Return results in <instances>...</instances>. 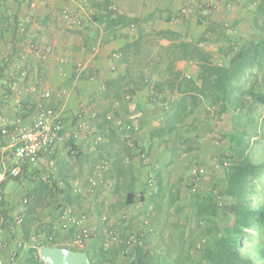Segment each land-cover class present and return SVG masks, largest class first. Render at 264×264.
Listing matches in <instances>:
<instances>
[{
    "label": "crops",
    "instance_id": "1",
    "mask_svg": "<svg viewBox=\"0 0 264 264\" xmlns=\"http://www.w3.org/2000/svg\"><path fill=\"white\" fill-rule=\"evenodd\" d=\"M104 2L115 12L130 17L155 14L157 29H173L192 40L204 34L208 37L210 26L200 27L210 20L219 22L217 14L222 5L221 0H0L3 35L0 40V258L5 259V264H9L15 250L19 252L17 264H27L28 249L32 246L18 248L20 240L27 241L23 223L16 226L15 232L11 228L16 218L24 214L23 199L39 179L54 177L60 188L69 182L74 191L81 193L82 200L73 208L87 215L82 226L95 234L85 246L88 249L94 247L99 234L120 223L109 219L113 213L121 220L127 218L123 213L131 216L136 210L137 203L125 205L124 201L131 190L138 192L140 168L146 167L141 166L135 145L118 123L140 117L142 111L150 109V102L146 103L149 100L143 90L133 95L132 102H127L118 101L106 88L109 80L124 71L119 53L134 39L136 29L122 24L110 29L106 23L98 22L95 15L103 10ZM65 7L78 14L83 23L71 24L59 16L58 11ZM183 9H187L186 13ZM208 13H211L209 19ZM22 24L26 27L24 32L20 31ZM48 45L53 46L54 52L48 60H41L37 51ZM80 61L85 64L81 73L76 69ZM183 63L188 66L194 62ZM45 89L52 93L49 99L41 96ZM41 106L50 107L61 116L68 140L74 142L79 153L67 142L56 154H43L36 163H25L20 178L3 176L20 161L14 154L10 136L1 130L19 122L32 124ZM93 181L94 186L90 183ZM125 185L129 188L119 200ZM52 192L54 198L49 196L44 207L40 208L42 203L35 207L36 217L29 225L28 242L35 236L46 237V232L34 235L41 224L48 228L53 224L54 238L61 245L78 247L75 232L55 228L62 198L57 188ZM88 194L97 199V208L86 209L82 201ZM56 201L58 207H53ZM50 206L52 214L50 211L48 218L41 221L39 211H48ZM104 211L109 212L107 216L102 214ZM24 216L30 220L27 214Z\"/></svg>",
    "mask_w": 264,
    "mask_h": 264
},
{
    "label": "trees",
    "instance_id": "2",
    "mask_svg": "<svg viewBox=\"0 0 264 264\" xmlns=\"http://www.w3.org/2000/svg\"><path fill=\"white\" fill-rule=\"evenodd\" d=\"M103 5V10L95 15L98 22L106 23L110 29L118 24L132 25L136 29L134 39L127 42L119 53L125 66L124 71L117 78L109 80L106 88L115 94L118 101H127L144 89L149 91L150 101L162 112L161 123L150 131L151 139H160L161 144L168 148L172 159L178 156L180 145L187 142L193 144L187 134L199 129V117L194 115L204 103L212 107L218 117L228 113L235 114L234 132L224 135V138L231 139L233 152H225L219 160L224 168V187L221 191L202 194L197 189V181H193L190 184L194 196L193 212L188 219L197 222V226L202 229L198 234L200 242L203 241L200 243L202 264H264V159H254L250 150L251 137L261 135L258 128L262 114L258 113V109L264 108V0L258 3L254 18L256 33L250 41L240 44L230 42L226 48L229 27L210 20L212 26L208 31L213 26L222 28L220 38H217L222 43L217 41L220 44V54L216 59L212 52L203 47L204 42L209 40L205 34L192 40L173 29L155 28V14L130 17L115 12L108 2ZM210 16L211 13L206 15L208 19ZM182 62L196 63L197 75L186 74L180 69L179 64ZM146 122L148 121L144 120L142 124ZM125 124H133V120ZM67 142L73 146V151L79 153V148L71 139ZM133 142L141 166L149 168L152 173L146 179V189L138 196L131 190L125 198V205L135 204L138 197L144 201V192L148 188L153 198L160 196L164 186L161 170L151 159L150 153L139 147L137 139H133ZM226 161L230 164L224 166ZM191 170L192 167L190 173ZM58 183L54 177L39 179L36 187L25 196L28 203L24 214L30 220L24 218L22 226L27 233V241L31 235V219L36 217L35 207L44 203L49 196L54 197V188H57L62 198L60 209L76 206L80 202L81 193L74 191L69 182L62 188ZM173 194L175 193H170V205H174L178 199ZM51 225L46 237L55 236L54 225ZM70 232H75L76 238L80 230L73 227L67 233ZM111 233V239H117L115 251L122 254L129 235L143 238L141 233H126V228L119 229L118 233ZM94 237L95 234L90 232L86 243ZM97 239H105V235L99 234ZM250 239L255 242L254 248L256 245L258 247L256 257L251 249H246V241ZM43 246L85 251L92 264H110L114 261L106 260L102 255V248L70 247L61 245L55 238L50 242H43L41 247ZM177 247L175 257L157 259L155 264H193L192 246H187L184 232L179 236ZM124 255L131 258V264H151L152 261L144 243L133 254ZM26 263L46 264L40 256V248L28 249Z\"/></svg>",
    "mask_w": 264,
    "mask_h": 264
},
{
    "label": "rangeland",
    "instance_id": "3",
    "mask_svg": "<svg viewBox=\"0 0 264 264\" xmlns=\"http://www.w3.org/2000/svg\"><path fill=\"white\" fill-rule=\"evenodd\" d=\"M259 1L260 0H221L222 5L217 14V18L219 19L218 23H221L222 26L223 24H227L229 27L228 29L231 28V30H228L226 48L230 42L240 44L254 38L256 33L254 18L256 16V9ZM204 18L205 16H203V19ZM203 25L204 26L200 27V29H204L203 27L205 26H212L209 21L203 22ZM153 26L158 28L154 24ZM221 29V26H213L210 30V34L208 33L209 40L203 44L205 49L212 52L215 59L220 54L219 42L222 43V41L218 39L220 38L219 34ZM200 34H198V36ZM184 65H186V63L182 62L179 64V67L186 74L193 76L197 75L198 66L196 63L188 64V66ZM143 92H145L144 97L149 100L146 103L150 102V106L148 107L150 109H146L147 112L142 111L140 117L133 119V121H137L141 124V126L139 125V130L133 135V139H137L140 145L139 147L150 153L151 159H153L152 156H154L153 160L162 173L164 185L163 192L160 196L153 198L148 188V190L144 192V201L138 197L135 212L132 211L131 216L123 213V215L127 217L123 218L125 220H117L116 215H114L115 213L111 215L113 217H109V215L108 217L110 220L113 219V223L115 220L117 222L120 221V223L115 224L112 228L106 229L104 232L105 239L94 242V248L97 250L102 248L101 252L106 260H114L113 263L110 264H131L130 257L125 256L121 252L118 255V252L115 251V241L111 239V232L118 233L119 229L126 228V233L134 232L143 235L145 249L149 252V258L152 259L151 264H155L158 261L157 259L160 260L166 256L173 258L177 255L179 236L184 232L187 246H192L191 255L193 256V264H202L200 243L203 241L200 242L201 238L198 235L202 229L197 226V222L189 220V216L191 217L193 212L192 203L194 199L190 190V184L193 183L190 169L194 165H201L205 168V175L201 178V181L196 183L200 193L207 194L223 189L224 168L219 164V160L225 152L230 154L233 152V143L231 139L224 138V135L234 132L236 122L235 114L228 113L222 117H218L214 113V109L209 107L207 103H204L196 110L194 115V117H199V129L187 134L191 141H193V144L187 142L184 145H180L181 149L179 150L178 156L172 159L171 154L168 152V148H165L164 145L161 144L160 139H151L150 131L161 123L162 112L159 107H155L150 101L148 90L144 89ZM132 100L133 96L131 99L127 100V102H132ZM258 113L262 114L260 118L261 125L258 128L261 135L251 137L252 148L250 150L253 158L259 161L264 159V108L260 107ZM144 120L150 122L142 124ZM123 123L126 122L124 121ZM170 138L173 139L172 137ZM130 142L134 144L133 140H130ZM169 146L171 147L172 144L170 143ZM151 173L149 168H140V180L137 185V193H141V191L146 189V179ZM94 182L95 181L90 183L94 186ZM128 188L129 187L126 185L123 186V191L118 195L119 200L123 198L122 192L126 191ZM171 192H174L175 194L173 195L178 198L174 205H170L169 203ZM82 202L86 205V209L88 207L94 209L98 206L97 199L91 194L84 197ZM54 203L53 207H58V201ZM44 205L45 203H42L40 208L44 207ZM47 209L49 212H44L42 211L43 209L39 211V215L42 217L41 221H44V218H48V213L52 210V206ZM77 211L81 212L80 210ZM58 213H56V216ZM108 213V211H104L102 214L107 216ZM40 227L41 229L36 231L34 235L38 233L44 234L49 229L45 224H41ZM254 243L252 239L247 240L246 249H251L253 256L256 257L258 254V247L256 245L254 248Z\"/></svg>",
    "mask_w": 264,
    "mask_h": 264
},
{
    "label": "built area",
    "instance_id": "4",
    "mask_svg": "<svg viewBox=\"0 0 264 264\" xmlns=\"http://www.w3.org/2000/svg\"><path fill=\"white\" fill-rule=\"evenodd\" d=\"M187 9H183L186 13ZM58 15L61 16L65 21L75 25H81L83 23L81 17L78 14H74L68 7L63 8L58 11ZM26 30L25 24L20 25V31L24 32ZM230 30V29H228ZM3 38L2 33H0V40ZM54 52L52 45L46 46L44 49L37 51V56L41 60H48L51 58ZM76 69L79 73L85 70V64L80 61L76 63ZM17 84V83H16ZM52 93L50 90H43L41 96L44 99H49ZM130 98V97H128ZM2 116V111L0 110V117ZM122 125L127 131V138L133 140V135L139 130L140 126L137 121H133V124H125L121 121L118 123ZM1 133L4 135H9L12 141V146L14 147V154L19 158V163L11 167L9 170L3 173V176H10L12 178H18L23 175L25 163H36L43 154H56L59 149L65 145L68 141V135L66 133L64 122L61 116L52 108L41 106L38 109L37 117L35 121L30 124L17 123L12 128H3ZM143 157L145 155L143 154ZM145 161H148L146 159ZM230 162L226 161L224 166L229 165ZM205 168L199 165H194L191 170V176L193 181H199L205 175ZM0 199L2 196L0 195ZM24 210L25 205L28 203V198L23 200ZM23 210V213H24ZM87 218V215L78 212L73 207H66L65 209H60L57 217L55 219V228L63 232L70 231L73 227H77L80 232L76 235L75 244L79 248H84L86 246V241L90 236V231L83 227L82 224ZM24 220V214L19 215L14 225L12 226L13 232L16 231V226L21 225ZM35 236L31 241L20 240L18 248H23L24 246L31 245L32 247H38L41 249L43 242H50L54 239L53 235L50 237ZM117 240L114 237V241ZM143 244V238H138L136 235H129L124 249V254H133L135 249ZM19 258L18 250L12 252L9 259V264H17ZM0 264H5V259L0 258Z\"/></svg>",
    "mask_w": 264,
    "mask_h": 264
},
{
    "label": "water",
    "instance_id": "5",
    "mask_svg": "<svg viewBox=\"0 0 264 264\" xmlns=\"http://www.w3.org/2000/svg\"><path fill=\"white\" fill-rule=\"evenodd\" d=\"M40 256L46 264H92L87 252L60 246H43Z\"/></svg>",
    "mask_w": 264,
    "mask_h": 264
}]
</instances>
